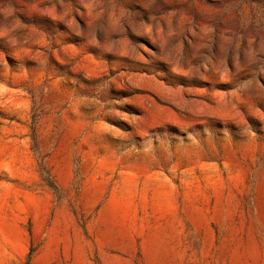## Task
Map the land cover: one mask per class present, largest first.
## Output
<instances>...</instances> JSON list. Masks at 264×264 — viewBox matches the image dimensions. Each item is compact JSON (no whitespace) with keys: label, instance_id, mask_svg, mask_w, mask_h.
I'll list each match as a JSON object with an SVG mask.
<instances>
[{"label":"rangeland","instance_id":"374dc122","mask_svg":"<svg viewBox=\"0 0 264 264\" xmlns=\"http://www.w3.org/2000/svg\"><path fill=\"white\" fill-rule=\"evenodd\" d=\"M0 264H264V0H0Z\"/></svg>","mask_w":264,"mask_h":264}]
</instances>
